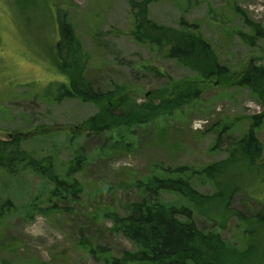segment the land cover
<instances>
[{
	"label": "rangeland",
	"instance_id": "obj_1",
	"mask_svg": "<svg viewBox=\"0 0 264 264\" xmlns=\"http://www.w3.org/2000/svg\"><path fill=\"white\" fill-rule=\"evenodd\" d=\"M53 1L67 9L77 37L91 53L86 78L94 89L123 86L132 93L131 101L146 106L152 92L170 95L172 85L198 78L200 97L173 115L155 116L145 124H120L99 132L82 126L107 105L77 97L56 101L42 93L49 83L68 82L55 58ZM147 17L174 28L181 19L194 24L226 67L225 75L201 79L175 59L157 56L134 41L128 33L127 0H0V139L18 135L24 151L51 157L55 172L81 187L75 197L57 195L36 171L8 174L0 169V264H110V256L135 246L105 215H125L144 196L140 181L186 165L196 171L191 186L211 195L214 184L198 170L228 158L230 143L248 130L263 151L254 163L264 160V97L238 82L247 70L261 67L264 72V37L251 33L248 24L253 22L264 34V0H151ZM241 34L255 38L246 43ZM145 64L161 73L153 74ZM78 153L79 168L69 171ZM237 161L224 176L238 187L226 201L229 216L217 219L223 226L195 213L194 219L253 264L261 250L264 261V228L247 229L264 206V171L257 174L245 160ZM160 199L174 206L185 201L162 190Z\"/></svg>",
	"mask_w": 264,
	"mask_h": 264
},
{
	"label": "trees",
	"instance_id": "obj_2",
	"mask_svg": "<svg viewBox=\"0 0 264 264\" xmlns=\"http://www.w3.org/2000/svg\"><path fill=\"white\" fill-rule=\"evenodd\" d=\"M127 1L131 7V27L128 33L134 41L148 46L157 56L175 59L180 65L196 71L201 79L205 80L214 74L218 78L225 75L226 72L223 73V70L226 67L220 65L211 45L196 33L194 24L189 25L184 19L180 20L178 28L157 24L147 17V5L151 0ZM50 4V8L55 13L57 26L55 58L57 65L67 74L68 82L49 83L42 93L56 101L65 97H77L95 101L97 104L105 103L108 106L97 116L85 120L82 126L99 132L109 131L120 124H145L155 116L173 115L174 112L200 97L201 90L196 84L198 78L183 80L180 84L172 85L170 95L161 94L160 91L152 92L146 106L131 101L132 93L126 91L123 86L102 92L94 89L86 78L91 53L84 49L77 37L67 9L55 1ZM248 24L251 33L257 37H264L263 33L256 30L253 22L250 21ZM241 38L249 43V40L255 37L246 34ZM142 66L153 74L161 73L151 64ZM263 73L261 67L252 71L247 70L238 80L239 85H245L264 97ZM120 94L122 97L119 96ZM262 116L260 115L259 118ZM251 119L253 123L254 117ZM254 135L248 130L245 136L230 143L228 158L198 170L214 184L216 191L211 195H204L191 186V179L196 171L186 165L168 169L165 176H153L150 182L140 181L142 184L139 185V189L144 191V196L133 201L125 215L121 216L113 212L105 215L112 220L113 227L119 229L135 246L134 250L125 251L120 256H110L107 259L109 263L128 264L137 261L148 264H244L245 262L247 264L249 261L246 256L240 254L236 248H231L218 233L198 225L194 213L219 227L223 226L217 219L220 218L222 221L229 216L226 213V201L231 190L238 187H232L224 178L229 165L239 163L237 160L242 159L249 167H254L253 170L257 174L264 171V160L254 163L257 157L260 159L263 152ZM218 141L219 137L212 148L216 147ZM79 156L80 153L76 156L75 164L68 168L69 171L78 170L81 163ZM0 169L8 174L26 169L36 171L53 184L51 192L57 195L75 197L81 190L77 182L68 181L55 172L51 157L36 158L24 151L18 135H12L9 139H0ZM160 190L181 195L185 199L184 204L174 206L164 203L160 199ZM216 215L219 217L216 218ZM254 226L264 228V206L252 218V226L248 225L247 229H254ZM262 230L264 236V229ZM250 246L248 243L247 248L249 249ZM92 250L89 247V252L92 253ZM261 255L263 256L262 250L253 264H264Z\"/></svg>",
	"mask_w": 264,
	"mask_h": 264
}]
</instances>
